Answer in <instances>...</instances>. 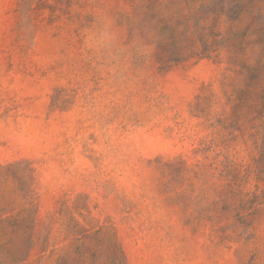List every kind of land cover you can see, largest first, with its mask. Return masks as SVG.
<instances>
[{
  "label": "rangeland",
  "instance_id": "1",
  "mask_svg": "<svg viewBox=\"0 0 264 264\" xmlns=\"http://www.w3.org/2000/svg\"><path fill=\"white\" fill-rule=\"evenodd\" d=\"M0 264H264V0H0Z\"/></svg>",
  "mask_w": 264,
  "mask_h": 264
}]
</instances>
